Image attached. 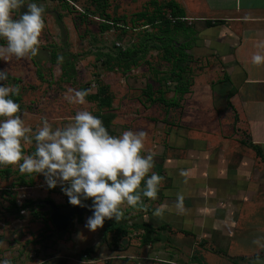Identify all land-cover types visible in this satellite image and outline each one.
Segmentation results:
<instances>
[{
    "label": "rangeland",
    "instance_id": "obj_1",
    "mask_svg": "<svg viewBox=\"0 0 264 264\" xmlns=\"http://www.w3.org/2000/svg\"><path fill=\"white\" fill-rule=\"evenodd\" d=\"M31 2L45 9L38 54L0 61V70H8L5 83L20 87L13 99L26 126L33 135L44 122L63 128L77 112L88 110L110 135L144 131L142 155H153L152 171L164 180L156 199L142 198L134 208L121 206L119 222L129 228L107 230L112 220H106L91 232L85 215L59 233L48 203L69 204L60 186L48 189L42 175L21 174L18 165L0 166V261L109 264L112 258L119 264L144 254L147 245L171 243L178 233L166 229L144 235L132 223L144 216L153 223L150 211L161 205L173 211L178 194L187 188L182 182L192 168L187 166V147L176 141L200 139L205 144L201 151L206 148V87L222 78L218 62L194 54L197 36L186 25L174 27L169 0H26L14 18ZM182 45L192 49L180 52ZM69 89L87 90L86 103L69 102ZM34 150V140L23 144L25 154ZM194 203L183 200V206ZM198 252L194 256L201 257Z\"/></svg>",
    "mask_w": 264,
    "mask_h": 264
},
{
    "label": "crops",
    "instance_id": "obj_2",
    "mask_svg": "<svg viewBox=\"0 0 264 264\" xmlns=\"http://www.w3.org/2000/svg\"><path fill=\"white\" fill-rule=\"evenodd\" d=\"M174 1L197 36L194 54L218 62L222 78L206 87V148L176 141L192 168L182 195L196 204L159 217L153 210L156 232L177 236L122 262L264 264V61L253 62L264 56V0Z\"/></svg>",
    "mask_w": 264,
    "mask_h": 264
},
{
    "label": "clouds",
    "instance_id": "obj_3",
    "mask_svg": "<svg viewBox=\"0 0 264 264\" xmlns=\"http://www.w3.org/2000/svg\"><path fill=\"white\" fill-rule=\"evenodd\" d=\"M26 0H0V61L28 56L39 52L40 36L45 27L43 6L27 3V11L14 18L24 8ZM264 56H253L256 64ZM8 70H0V166H17L21 174L42 175L48 189L60 186L72 206L83 207L91 200V215L85 228L91 232L103 227L106 220L120 221L122 205H142V198L156 199L164 177L153 172V155H142L146 133L123 131L110 135L103 121L88 110L73 117L63 128H53L44 122L34 135L26 126L20 105L13 99L20 87L9 86ZM65 98L72 103H86L87 90L69 89ZM35 150L25 154L23 144ZM143 185V186H142ZM182 194H178L176 209L183 210ZM166 205L158 207L154 215L162 216ZM0 264H11L8 260Z\"/></svg>",
    "mask_w": 264,
    "mask_h": 264
},
{
    "label": "trees",
    "instance_id": "obj_4",
    "mask_svg": "<svg viewBox=\"0 0 264 264\" xmlns=\"http://www.w3.org/2000/svg\"><path fill=\"white\" fill-rule=\"evenodd\" d=\"M170 1V6L169 7H171L172 8V10H170L171 11V13H172V16H173V18H175L176 19V21H175V23H174V27L175 26H177V27H183V26H185V23H184V18H185V13H184V10L174 1V0H169ZM186 27V26H185ZM196 42V41H195ZM178 49H180V52L181 51H183V50H189V49H192V48H188V47H186L185 45H182V46H180ZM178 66H180V64L179 65H177V67ZM180 92L181 93H185L186 92V89H181L180 90ZM224 92V91H223ZM228 105V107H230V105H229V103H227ZM260 155H261V153H260ZM153 210L155 211V209L154 208H152L151 209V211L150 212H153ZM151 215V214H150ZM153 215V214H152ZM150 216L151 218L150 219H153L154 217L153 216ZM141 220H142V222H136V223H132V226L135 228V229H141V230H143V232H144V235L147 233L148 235L149 234H154L155 232H156V230L154 229V227L152 226V222H150V221H148L147 220V217L145 218V216L144 217H141L140 218ZM151 223V224H150ZM125 227H128L129 228V225L127 224V223H125V224H121L119 221L117 222V221H115V220H112V221H110L109 223H108V226H107V230H115V229H118V230H124V228ZM162 227V226H161ZM161 227H159L158 228V231L159 230H163ZM164 228V227H163ZM146 232V233H145ZM141 243H144V241L143 242H141Z\"/></svg>",
    "mask_w": 264,
    "mask_h": 264
},
{
    "label": "water",
    "instance_id": "obj_5",
    "mask_svg": "<svg viewBox=\"0 0 264 264\" xmlns=\"http://www.w3.org/2000/svg\"><path fill=\"white\" fill-rule=\"evenodd\" d=\"M83 204V207L72 206L70 204L64 207H57L52 202L48 203V205L51 207V220L57 232H65L76 217H84L85 215H91V204Z\"/></svg>",
    "mask_w": 264,
    "mask_h": 264
},
{
    "label": "built area",
    "instance_id": "obj_6",
    "mask_svg": "<svg viewBox=\"0 0 264 264\" xmlns=\"http://www.w3.org/2000/svg\"><path fill=\"white\" fill-rule=\"evenodd\" d=\"M25 213V211L24 210H21V214H24Z\"/></svg>",
    "mask_w": 264,
    "mask_h": 264
}]
</instances>
